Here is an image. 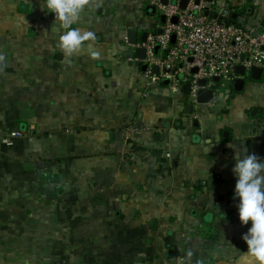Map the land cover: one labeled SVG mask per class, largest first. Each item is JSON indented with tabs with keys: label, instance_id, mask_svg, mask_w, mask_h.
Returning <instances> with one entry per match:
<instances>
[{
	"label": "crops",
	"instance_id": "0c3cea01",
	"mask_svg": "<svg viewBox=\"0 0 264 264\" xmlns=\"http://www.w3.org/2000/svg\"><path fill=\"white\" fill-rule=\"evenodd\" d=\"M206 1L264 26V0ZM42 4L0 0V139L25 133L0 140V264H245L229 145L264 160L261 70L187 111L127 58L161 21L147 0H86L71 56Z\"/></svg>",
	"mask_w": 264,
	"mask_h": 264
},
{
	"label": "built area",
	"instance_id": "2783aa9c",
	"mask_svg": "<svg viewBox=\"0 0 264 264\" xmlns=\"http://www.w3.org/2000/svg\"><path fill=\"white\" fill-rule=\"evenodd\" d=\"M179 1L168 0L163 4L161 0H147L154 15L163 16L164 20L157 21L140 44L129 45L130 49H143V58L137 59L132 54L127 58L144 64L149 84L167 80L172 90L188 84L187 100L195 106L200 88L213 87L214 78L228 82L239 77L235 71L237 66L243 67V76L252 68H259L264 75V26L261 23L240 26L216 3L187 0L182 8ZM201 79L205 81L204 86L198 85ZM14 136H19L18 132L10 134ZM3 142L10 143L8 137H4Z\"/></svg>",
	"mask_w": 264,
	"mask_h": 264
},
{
	"label": "clouds",
	"instance_id": "9594fccd",
	"mask_svg": "<svg viewBox=\"0 0 264 264\" xmlns=\"http://www.w3.org/2000/svg\"><path fill=\"white\" fill-rule=\"evenodd\" d=\"M86 0H43L42 8L53 13L61 22L59 46L63 54L71 56L80 51L84 41L93 39V33L72 27ZM95 55V53H92ZM234 164L231 168L235 178L233 200L236 201L238 218L242 225H249L241 234L247 245L244 254L255 258L257 264H264V160L256 154H248L247 149L241 154L235 145Z\"/></svg>",
	"mask_w": 264,
	"mask_h": 264
},
{
	"label": "water",
	"instance_id": "95a60500",
	"mask_svg": "<svg viewBox=\"0 0 264 264\" xmlns=\"http://www.w3.org/2000/svg\"><path fill=\"white\" fill-rule=\"evenodd\" d=\"M167 1L168 0H161V2L163 4H166ZM195 1L198 2V0H195ZM186 2H187V0H180L179 1L180 7H182V8L185 7ZM213 16H215V14ZM163 20H164V17L161 16V21L163 22ZM172 21L175 22L176 21V18H173ZM145 35L146 34L143 33V36L141 38L142 40H145V37H146ZM171 40L173 41V36H172V39ZM141 51H143V49H141ZM154 70L156 71V68H154ZM192 71L195 72V69H193ZM235 71L238 74H244V69L241 66H237L235 68ZM250 71H251V73H253L254 71H256L258 73V72H260V69L259 68H252ZM213 80L215 82H217L218 81V78H214ZM163 82L164 83H167V80H163ZM241 83H242V80L236 79L235 80V84H236L235 85V88H238L237 87V84H241ZM198 85L204 86L205 85V81L202 80V79L199 80L198 81ZM183 89H184L185 93H188L189 92V86H188V84H184L183 85ZM213 96H214V88L213 87L206 86V87L200 88L197 91V93H196V101H197V103L198 102L199 103L210 102L212 100ZM191 109H192V104L189 102V104L186 105V110L187 111H191Z\"/></svg>",
	"mask_w": 264,
	"mask_h": 264
},
{
	"label": "trees",
	"instance_id": "16d2710c",
	"mask_svg": "<svg viewBox=\"0 0 264 264\" xmlns=\"http://www.w3.org/2000/svg\"><path fill=\"white\" fill-rule=\"evenodd\" d=\"M18 9L19 10H21V9H23L22 7H21V5H19L18 6ZM25 9V8H24ZM231 19V21L233 22V23H235V24H237L235 21H233V19L232 18H230ZM239 25V24H238ZM16 132H18V134H19V137H22L23 135H25V133L24 132H20V131H18V130H16ZM12 132H8V133H6V134H3V136H1V139L0 140H2V138H4V137H8V140L9 141H11L12 140V138L10 137V134H11ZM201 234H203V233H201ZM183 237H185V236H183ZM190 239H191V237H187L185 240H184V238H183V240H184V247H186L191 241H190Z\"/></svg>",
	"mask_w": 264,
	"mask_h": 264
},
{
	"label": "rangeland",
	"instance_id": "374dc122",
	"mask_svg": "<svg viewBox=\"0 0 264 264\" xmlns=\"http://www.w3.org/2000/svg\"><path fill=\"white\" fill-rule=\"evenodd\" d=\"M174 1V0H173ZM158 15V14H157ZM157 15H155V17L157 16Z\"/></svg>",
	"mask_w": 264,
	"mask_h": 264
}]
</instances>
